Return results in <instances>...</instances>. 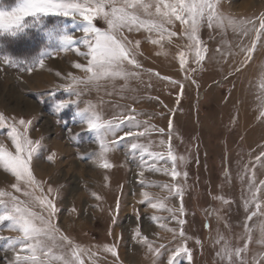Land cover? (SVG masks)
Returning a JSON list of instances; mask_svg holds the SVG:
<instances>
[{
  "label": "rangeland",
  "instance_id": "obj_1",
  "mask_svg": "<svg viewBox=\"0 0 264 264\" xmlns=\"http://www.w3.org/2000/svg\"><path fill=\"white\" fill-rule=\"evenodd\" d=\"M1 1L0 9L10 8L17 3V0H5L1 4ZM244 1L221 0V9L226 14L237 17L255 18L264 13V0H255V4L251 6L253 8L241 12L237 6ZM29 19L36 24L37 41L29 43L32 44L29 47L21 45L17 49L9 48L6 51L10 54L8 56H18L16 58L21 60L39 58L42 53L58 47L59 41L53 37L64 34L65 30L75 36L82 35L76 30V27L81 26L80 23L68 17L41 16L38 20ZM94 24L101 29L106 27L99 18L94 19ZM175 30L180 31L178 24ZM200 35L211 50L208 56L212 58L195 73L194 78L198 82L195 85L184 80V73L178 68V46L184 43L183 40L177 39L172 44H166L167 55H157L159 46L145 40L146 33L141 32L133 37L142 40L143 56L140 59L145 70L152 69L162 76L185 84V92L179 105L176 104L179 91L176 86L155 77L149 81L146 74L143 76V83H130V87L136 89L135 92L119 93L121 82H117V91H113L112 86L108 85L99 93L91 91L83 100L94 103L105 101L103 111L110 117L116 110L114 104L134 103L133 100L122 97L136 96L140 100L135 103L136 109L148 114L155 113L151 123L166 130L171 111V118L174 119L172 143L177 155L186 157L185 161L178 164V170L189 173L186 183L182 178L181 183L187 189L183 198L186 208L184 229L189 237L188 246L192 250V264H220L215 254L217 246L213 243L217 231L226 236L233 246H240L245 242L239 236L243 232L242 225L246 215L242 207V189L246 184L241 185L237 176L243 165L254 159L264 145V122L259 119L258 113L259 97L264 92L261 88L264 84V49L258 47L252 66L243 76L225 81L224 75L229 71L230 64L217 63L220 57L215 51L221 45V34L204 27ZM241 41L250 43L249 39L233 34L231 29L223 37V42L230 43L233 51L237 50L236 45ZM85 50L81 46V51ZM3 56L6 55L0 52V57ZM75 62L86 63V60L74 50L54 52L45 58L43 69L35 68L29 74L24 70L25 65L10 66L0 61V113L9 121L12 118L17 121L21 118L31 120L28 133L30 138H43L42 146L34 157V175L38 180L46 182L45 187L58 189L59 211L54 222L59 224L65 234L83 246H93V250L96 246L115 244L119 253V264H152V255L134 239L135 231L139 228L142 235H147L154 245L160 246L159 254L155 257L156 264H167L178 241L173 240L171 233L159 227L160 222L150 219L153 214L167 216L168 213L153 210L140 203L141 192L145 189L138 183V156H133L125 148L128 141L119 144L118 150L110 154V162L114 167L109 170L100 169L92 163V155L98 146L93 142V135L82 131L81 125L75 122V106L60 113L55 112L56 103L60 99L68 98L66 92L56 90L57 85L66 84L68 80L57 77L55 73L59 71L67 76L71 72L83 76L82 71L72 67ZM149 82L151 88L147 87ZM233 84L236 85L235 90L232 88ZM108 92L113 94L108 95ZM229 93L231 99H227ZM149 96L158 97L162 104L147 99ZM83 106L82 104L81 107ZM233 118H236L235 123ZM140 119H148V116L142 115ZM68 129H71V133ZM74 134H79L75 140L70 138ZM153 138H157L155 134ZM0 142L14 151L6 129H0ZM52 152L57 154L55 163L46 159ZM81 156L85 158L81 159ZM227 167H230L233 177L230 184L224 183ZM255 171L257 179L264 180V167H260L259 162ZM105 176L109 178L107 181ZM145 176L157 184L171 182L170 177L162 173L146 172ZM14 182V177L0 170V189L11 191L10 185ZM147 190L161 197L166 195V190L160 187ZM91 192H96L103 200H95ZM216 196L235 201L231 206H224L223 219L219 224L216 216L209 214L221 207L220 202L214 198ZM118 200L120 208L117 213L111 210L116 208ZM169 204L179 206V199H172ZM73 207L78 214H71ZM137 210L140 214L139 221ZM166 223L170 227L179 228L174 221L168 220ZM206 224L211 225V230L205 227ZM15 235L17 233L7 230L6 227L0 229V236ZM197 239L203 242L202 248L195 243ZM7 243L6 240H0V264H10L13 259L14 254L7 250ZM250 247L249 258L253 254H264V246L253 242ZM97 255L101 258L100 264H112L113 258L110 254L99 251ZM175 264H189V261L180 256Z\"/></svg>",
  "mask_w": 264,
  "mask_h": 264
},
{
  "label": "snow or ice",
  "instance_id": "obj_2",
  "mask_svg": "<svg viewBox=\"0 0 264 264\" xmlns=\"http://www.w3.org/2000/svg\"><path fill=\"white\" fill-rule=\"evenodd\" d=\"M41 16L71 18L80 23L81 26L76 27V30L82 35L75 36L65 30L64 34L53 37L59 41L58 47L42 53L39 58L21 60L3 56L0 61L10 66L25 65L24 70L30 74L35 68L43 69L45 58L54 52L74 50L86 60V63L75 62L72 65L82 71L83 76L71 72L67 76L59 71L55 73L57 77L68 80L66 84L57 85L56 90L66 92L68 98L60 99L56 103L55 112L60 113L75 106V122L81 125L82 131L93 135V142L98 146L92 155V163L100 169H112L114 165L110 162V154L118 150L119 144L128 141L125 148L133 156H138V183L145 189L141 192L140 203L153 210L168 213L167 216L153 214L150 219L160 222L159 227L171 233L173 240L178 241L167 264H175L180 256L186 257L189 264H192V250L188 246L189 237L184 229L186 208L183 198L187 189L181 183V178L186 183L189 173L178 170V164L185 161L186 157L177 155L172 143L174 119L171 118V111L166 130L151 123L155 113L148 114L136 109L135 103L140 102L136 96L122 97L129 98L134 103L114 104L116 110L110 117L103 111L105 101L94 103L91 100L84 101L83 97L93 90L99 93L108 85L112 86L113 91H117V82H121L119 93L135 92L136 89H132L130 83H143V76L146 74L149 81L155 77L176 86L179 90L176 104L181 103L185 92L184 83L162 76L152 69H144L140 59L143 56L142 40L133 38L141 32L146 33L145 40L159 46L157 55H167L166 44H172L177 39L183 40L184 43L178 46V68L184 73V80L194 85L198 83L194 78L195 73L212 58L208 56L211 50L202 40L201 30L207 27L219 32L222 42L215 50L220 57L217 63L230 64L229 71L224 75L225 81L239 78L252 66L258 47L264 49V13L255 18L226 14L221 9V0H17L14 6L0 9V36L18 37L28 27L25 24L28 18L38 20ZM96 18L104 21V29L94 24ZM177 24L180 31L175 30ZM228 29L233 34L249 39L250 43L241 41L236 45L237 50L233 51L230 43L223 42ZM81 46L86 50L81 51ZM147 87H152L150 82ZM235 87L233 84V90ZM261 88L264 89V84ZM107 94L112 95L113 92ZM147 99L162 104L158 97L149 96ZM227 99H231V93ZM259 99V119L264 122V92ZM142 115H147L148 119L141 120ZM235 119L233 118V123ZM31 125V120L21 118L17 121L12 118L9 121L0 113V129L7 130V136L14 147L12 151L0 142V170L15 178V182L10 185L11 191L0 189V229L6 227L7 230L17 233L10 237L0 236V240L8 242L7 250L14 254L10 264H100L101 258L97 255L99 251L110 254L113 258L112 264H119V253L115 244L96 246L93 250V246H83L65 234L59 224L54 222L59 211V191L51 186L45 187L46 182L38 180L34 175V157L42 146L43 138H30L28 133ZM68 131L71 133V129ZM154 134L156 139L153 138ZM78 135L74 134L70 138L75 140ZM56 156V152H52L46 159L55 163ZM84 158L81 156V159ZM257 162L260 167H264V145L254 159L243 165L237 176L241 185L246 184L242 189V207L246 215L242 225L243 232L239 236L245 242L240 246H233L226 236L217 231L213 243L217 246L215 254L220 264H264V254H253L249 258L253 242L264 246V180L257 179ZM146 172L162 173L170 177L171 182L157 184L146 178ZM230 173L231 169L227 167L224 183H232L233 177ZM108 179L105 176V180ZM152 187L166 190V195L161 197L147 190ZM222 188L223 184L221 190ZM91 196L97 201L103 200L96 192H91ZM176 198L179 199V206L170 205L169 201ZM214 198L220 202L221 207L209 214H214L219 224L223 219L224 206H231L235 201L224 196ZM119 208L118 200L116 208L111 211L118 213ZM71 214H78L75 207L71 209ZM136 216L139 221L138 210ZM168 220L174 221L179 228L170 227L166 223ZM205 227L211 230L210 224ZM134 239L147 249L153 257L152 264H156L155 257L159 254L160 246L154 245L147 235H142L139 228L135 231ZM195 243L202 248L201 240L197 239Z\"/></svg>",
  "mask_w": 264,
  "mask_h": 264
},
{
  "label": "trees",
  "instance_id": "obj_3",
  "mask_svg": "<svg viewBox=\"0 0 264 264\" xmlns=\"http://www.w3.org/2000/svg\"><path fill=\"white\" fill-rule=\"evenodd\" d=\"M5 0L1 1V4H4ZM25 24L28 26L26 30L18 37H9V36H0V52L6 56L10 55L6 51L9 50V48L17 49L16 47H19L21 45L25 47H29V43L36 42L38 39V33L36 31V24L33 20H30L29 18L25 21ZM26 50V49H25ZM24 50V51H25ZM14 52V50H12ZM13 58H16L18 56H13Z\"/></svg>",
  "mask_w": 264,
  "mask_h": 264
},
{
  "label": "bare ground",
  "instance_id": "obj_4",
  "mask_svg": "<svg viewBox=\"0 0 264 264\" xmlns=\"http://www.w3.org/2000/svg\"><path fill=\"white\" fill-rule=\"evenodd\" d=\"M228 1L231 2V0H228ZM254 2H256V1L255 0H245L243 3H241L239 6H237V8H239V10L241 12H246L247 9H249L251 6H253V4H255ZM251 8H253V7H251Z\"/></svg>",
  "mask_w": 264,
  "mask_h": 264
}]
</instances>
